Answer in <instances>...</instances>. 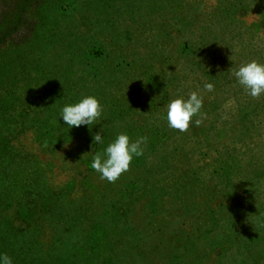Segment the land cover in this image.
Instances as JSON below:
<instances>
[{"label":"rangeland","instance_id":"rangeland-1","mask_svg":"<svg viewBox=\"0 0 264 264\" xmlns=\"http://www.w3.org/2000/svg\"><path fill=\"white\" fill-rule=\"evenodd\" d=\"M16 1L0 0V26L9 23ZM78 2L68 13L56 11L50 19L51 28L56 26L59 32L56 41L90 38L107 58L72 57L74 53L65 46L42 48L32 64L42 60L45 74L33 75L35 80L28 83L49 89L46 83L56 81L58 97L63 88L80 87V98L100 97L103 113L111 114L110 102L118 104L119 112L126 111L112 116L118 127L157 129L164 143L149 162L160 178L167 179L171 194L155 215L149 207L144 210L143 201L134 214L133 205L128 206L130 218L140 225L148 224V214L154 224L165 218L171 232L183 231L186 236H177L180 245L168 249L163 245V251L150 249L137 255L123 253V247L117 248V254L102 247L59 252L48 242L42 255L46 264H264V95L251 97L234 75L251 61L264 64V0ZM52 33L56 32L44 42L50 41ZM22 36L18 43L24 47L34 37L32 31ZM24 62L29 65L27 59ZM122 63L126 66L118 68ZM69 76L72 81L65 84ZM208 83L214 84V91L206 90ZM192 92L204 100L203 115L194 118L202 123L190 124L186 132L172 129L167 105L177 98L188 99ZM107 93L112 100L104 98ZM57 105L58 114L63 97ZM35 138L32 132L24 134L16 148L38 153ZM43 161L55 165L53 180L57 186L64 185L69 172L56 168V160L43 157ZM222 169L228 171L226 177L216 173ZM123 174L132 176L131 167ZM193 175L201 177L218 199L214 213L206 212L207 204L201 213L189 215L186 198L174 196L175 179ZM195 246V259L186 260L184 249Z\"/></svg>","mask_w":264,"mask_h":264},{"label":"trees","instance_id":"trees-1","mask_svg":"<svg viewBox=\"0 0 264 264\" xmlns=\"http://www.w3.org/2000/svg\"><path fill=\"white\" fill-rule=\"evenodd\" d=\"M78 3V0H17L9 23L0 26V253L10 256L13 264H46L42 255L48 242L59 252L102 247L117 254V248L123 247V253L137 255L150 249L163 251V245L165 249L175 243L180 245L181 239L177 236H186L183 231L171 232L165 218L154 224L148 214V224L143 225L130 218L128 206L133 205L134 214L143 201L144 210L149 207L155 215V210L163 208L166 196L171 194L170 187L165 185L167 179L160 178L161 173L149 162L164 143V139L157 136V129L132 124L118 127L120 124L112 116L126 111L119 112L118 104L111 105V102V114L103 113L90 127L69 129L60 118L63 107L95 95L80 98V87L63 88V105L57 114V99L62 98L58 97L59 90L55 86L59 83L48 81L49 89L32 88L28 83L35 80L33 75L45 74L42 60L32 64L39 56L36 52L42 48L51 51L65 46L68 52L74 53L72 57L107 58L99 43L90 38L82 41L80 37V42L71 43L65 37L56 41L59 32L56 26L51 28L50 19L56 11L68 13ZM53 30L56 33H52L50 41L44 42ZM25 31H32L34 35L26 47L18 43ZM25 59L29 65L25 64ZM71 63H74L73 58ZM123 66L126 65L122 63L118 68ZM50 73L53 74L52 69ZM71 81L69 76L65 84ZM24 82L27 86L23 87ZM96 98L100 100L98 95ZM104 98L113 99L109 93ZM30 132L36 137L33 141L38 153L16 148L21 136ZM97 133L104 136L103 144H93ZM119 134L129 135L132 141L147 137V143L142 145L143 156L133 159L132 176L122 174L116 182L110 183L101 179L91 163ZM43 157L56 160V168L63 167L69 172L64 185H56L51 173L55 165L44 163ZM216 173L226 177L228 171L222 169ZM172 191L175 197L186 198L189 215L194 211L201 213L207 204L206 212L214 213L213 206L218 199L211 195L213 191L201 177L175 179ZM12 210L13 215H10ZM199 222H195L197 226ZM157 227L159 237L155 236ZM108 237L110 241H103ZM48 238L51 240L47 241ZM197 248L184 249L186 260L195 259Z\"/></svg>","mask_w":264,"mask_h":264},{"label":"clouds","instance_id":"clouds-1","mask_svg":"<svg viewBox=\"0 0 264 264\" xmlns=\"http://www.w3.org/2000/svg\"><path fill=\"white\" fill-rule=\"evenodd\" d=\"M238 83L244 87L247 94L253 98L264 95V64L251 61L242 65L234 73ZM208 92L214 91V84L205 85ZM203 97L197 92H192L188 99L183 97L171 100L167 105V122L169 127L180 132H186L190 124L199 126L202 119H194L203 115ZM103 105L95 96H87L75 104H66L60 118L69 128L81 126L90 127L103 115ZM93 144H103L104 136L97 133L93 137ZM147 143V137H140L132 141L127 134H119L115 140L104 148L102 153H97L91 163V168L100 174L101 179L110 183L116 182L123 173L130 169L134 158L142 157V145ZM0 264H13V259L6 253H0Z\"/></svg>","mask_w":264,"mask_h":264}]
</instances>
